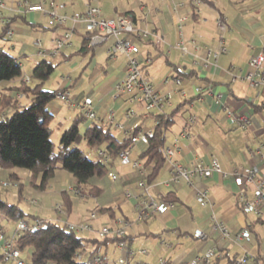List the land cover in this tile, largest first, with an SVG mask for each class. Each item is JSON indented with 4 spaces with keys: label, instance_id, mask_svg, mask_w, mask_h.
I'll use <instances>...</instances> for the list:
<instances>
[{
    "label": "crops",
    "instance_id": "crops-1",
    "mask_svg": "<svg viewBox=\"0 0 264 264\" xmlns=\"http://www.w3.org/2000/svg\"><path fill=\"white\" fill-rule=\"evenodd\" d=\"M2 1L4 18L10 21L11 17L22 15L24 20L18 17L10 21L9 28L13 30V35L8 39H12V44L6 49L2 43L0 49L9 51L17 58L27 57L32 65L31 71L36 63L43 59L48 60L49 57H60L69 66L67 73L46 82L45 90L71 92V89L82 88L88 82L92 88L87 97L96 105L94 121L110 128V111L113 110L114 121L123 125L122 130H114L120 136L110 128L118 138H123L125 133L140 124L143 118L145 122L142 128H151L153 120L147 118L148 111L137 106L134 108L136 115L125 118L129 105L124 99L113 101L110 97L116 83L123 78L126 66V57L111 58L106 54L113 39L81 53L79 51L85 34L82 23H68L66 27L56 26L47 14L23 12L22 2L25 0ZM27 1L32 5L40 2ZM52 1L64 4V12L69 15L83 13L87 4L99 7L103 15L110 17L128 12L135 27L161 37L159 43H156L153 36L143 40L138 57L141 60L151 59L150 64L143 66L142 75L158 90H172L175 88L174 79L181 80L178 92L173 94L165 111L173 118V124L166 132V147L175 148L172 161L181 165L199 161L207 165L212 155H215L223 173L214 174L209 178L193 179L190 185L179 183L164 186L162 182L170 180L173 176L171 164L166 160L156 178L149 184L150 193L156 200L162 201V196L172 192L178 201L171 202L173 207L168 211L138 221L136 201L126 198L124 193L126 190L136 193L139 178L131 167H117L119 160H115L110 170L118 176L115 183L118 187L111 190V194L117 196L116 209L112 208L111 214H106L113 223L112 230H124L125 246L134 252L131 257L136 254L153 257L158 252L159 242L161 246L177 250L182 244L185 245L187 251L181 254L182 264H192L195 257L203 256L207 252L213 253L209 264H237L235 259L242 256L248 258L247 264H264V199L259 213L242 212L238 198L243 194L252 199L253 189L251 185L237 186L231 176L234 170L244 167L256 166L264 171L258 156V151L264 152V89L250 87L245 79L249 59L259 54L264 55V0H209L201 1L198 6L193 5L191 0H136V5L115 4L112 10L101 2L99 6L95 0H82L80 4L79 0H72L75 4L67 0H43L44 9L48 10ZM218 19L225 24V30L217 27ZM28 23L41 26L33 28ZM2 27L0 23V33ZM67 29H72L71 46L59 51L56 56H51L52 40L63 35ZM33 38H36V44L39 42L36 54L30 51L33 49ZM179 43L186 48V53L181 52ZM222 43L225 52H220ZM101 56L102 60H99ZM75 57L80 58L78 63L73 61ZM75 72H78L77 77ZM18 83L19 79L8 82L3 87L0 84V93L8 92L18 97L20 102H26L25 96L17 91H8ZM206 85L210 86L209 93L207 90L201 94L194 92L195 87ZM86 91L75 95L76 99L85 97L83 94L87 93ZM215 94L221 95L219 103L214 102ZM61 102L55 98L47 104L49 113L54 118L52 122H57L59 126L63 125V120L67 121L62 116ZM67 106L75 108L74 105ZM225 107L247 116L250 126L239 127L230 123L225 115ZM91 122L85 120L82 126L88 127ZM183 131L189 134L188 139L180 138ZM137 151L138 145L135 144L130 150L131 159L136 160ZM200 189L207 190V196L213 204L212 209L203 208L196 202V192ZM97 191L101 193L98 196L100 197L103 189ZM124 202L130 204L133 216L124 214ZM116 210L120 212L119 216L115 213ZM211 214L222 221L232 234L247 230L252 239L240 243L223 240L219 233L212 230L209 218ZM77 222L78 220L69 223ZM14 228L5 229L6 234L11 236ZM196 231H202L206 239L194 238ZM145 245L152 247L156 253L148 254V250L143 248ZM86 247L93 249L88 243ZM115 248L124 253L126 262L131 259L126 256L125 251L118 249L117 243Z\"/></svg>",
    "mask_w": 264,
    "mask_h": 264
},
{
    "label": "built area",
    "instance_id": "built-area-1",
    "mask_svg": "<svg viewBox=\"0 0 264 264\" xmlns=\"http://www.w3.org/2000/svg\"><path fill=\"white\" fill-rule=\"evenodd\" d=\"M193 5L198 6L201 0H191ZM4 3L0 0V23L2 25H8L9 20L2 16V9ZM65 5L62 3L51 2L48 10L43 7V0H40L38 4L32 5L27 0L22 2L23 12H41L47 14L50 20L57 26L66 27L68 23L73 25L82 23L84 25L85 33H87L88 42L87 48H95L104 44L108 39H113V43L108 46L106 54L115 58L118 56L126 57V66L124 70L123 78L118 81L110 95L113 101L124 99L123 101L129 105L126 111L125 118L135 116L134 108L140 106L146 111H154L159 114H163L166 108L170 105V100L175 92L181 86V80L179 78L174 79L175 88L168 91H160L142 75V69L145 64H150L151 59H139V48L143 40H147L152 36L155 38L156 43L161 42V37L148 32L146 30L138 29L133 24L132 20L127 16L110 17L105 16L99 9V7L87 4L83 13L69 15L64 12ZM181 21V20H180ZM216 25L220 30H225L226 26L218 19ZM6 36L9 38L13 35L11 28L6 29ZM72 29H67L63 35L52 40L53 48L50 51L51 56H56L59 51L71 46ZM198 37V36H196ZM39 45V42L37 43ZM178 46L181 52L186 53V48L179 43ZM220 52H225L223 43L221 44ZM248 71L245 74L250 87L254 89H264V55L259 54L249 59ZM204 90L209 93L210 86H197L194 88L196 94H201ZM59 101L65 102L69 105H74L80 111L87 121H94L96 119V105L89 97H82L77 100L75 96L68 90H63L55 97ZM214 102L219 103L221 99L220 94L214 95ZM225 115L227 120L239 127H249L250 120L243 114H238L232 111L230 108L225 107ZM109 126L113 130H122L123 125L114 121L113 110L110 111ZM109 128V127H108ZM128 132L125 133L127 135ZM152 137V129H141L139 133L132 136L131 144H147L149 138ZM180 138L188 139L189 134L186 131L180 133ZM102 160L107 163L108 157L106 151L99 150L97 153ZM175 154V148L167 146L164 148V158L170 162L173 176L170 180H165L162 185H178L179 183L192 184L193 179H203L212 177L214 174L223 175L221 168L218 164L215 155H212L210 163L207 165L202 164L199 161H194L188 165H181L177 161H172ZM258 156L261 161V166L264 167V152L258 151ZM117 159L121 165L128 166L136 172L139 178L136 188L137 192L125 191L124 196L126 198H132L136 201L137 208V220L144 221L152 215L161 214L173 207V204L169 201L156 200L150 193L151 187L146 184L144 177L147 174L144 164L140 160H133L130 158V151L124 150L120 152ZM237 186L242 187L244 185H251L253 191V198L248 199L243 194L238 198L240 209L244 213H259L260 205L264 199V171L259 170L258 167H244L236 169L231 173ZM107 180L110 184L114 185L117 180V174L110 170L107 173ZM2 186H7L6 183H2ZM67 190L73 191L76 195L79 194L78 189L74 187H67ZM196 202L203 208H213L212 202L207 196L206 189H200L196 192ZM55 211L59 214H64L62 206H55ZM210 222L212 223V230L219 233L221 238L227 242L240 243L243 241L249 242L252 239V235L247 230H240L235 234H232L228 227L222 222L217 220L213 214L210 215ZM96 219L95 213H90L87 217L81 218L77 223H66V227L70 231H74L77 234L83 233L92 229V221ZM42 228H46V223L43 220H38L33 224H29L25 221L17 223L14 232L11 236H8L4 230L0 228V256L4 262H12L13 264H29L30 257L27 252H22L14 246V241L20 236V233L25 230L37 231ZM99 236L102 238L113 234L115 237H123V229H110L102 227L99 231ZM194 238L204 240L206 235L202 231H196ZM117 247L121 251H125L126 256L131 257L134 252L127 249L124 242H117ZM144 253V251H140ZM213 256L212 252H207L203 256L195 257L192 264H209ZM94 264H107L106 259H102L100 256L93 258ZM237 264H247L248 258L246 256L238 257L235 259ZM118 264H124L125 260L121 258L117 261Z\"/></svg>",
    "mask_w": 264,
    "mask_h": 264
},
{
    "label": "trees",
    "instance_id": "trees-1",
    "mask_svg": "<svg viewBox=\"0 0 264 264\" xmlns=\"http://www.w3.org/2000/svg\"><path fill=\"white\" fill-rule=\"evenodd\" d=\"M121 16H127L132 20L128 12ZM18 17L24 20L22 15H17L11 17L10 21ZM10 21L8 25H3L0 38L6 36L5 32L9 28ZM29 25L33 28L41 26L40 24ZM87 42L88 37L85 33L79 52L93 49L87 48ZM55 67L46 59L36 63L31 71L30 79L33 83L31 84L22 76L19 59L9 51L0 49V82H11L19 79L18 85L10 87L8 91L15 90L27 99L26 102H20L18 97L12 96L8 92L0 93V177L3 170L26 169L31 174V181L39 175L41 176L40 186L43 187L54 176L55 170L60 168L74 178L75 188L81 191L83 186L92 184L89 186V190L92 194L95 193L93 194L94 197H98L101 193H98L97 190L102 189V186L95 180H107V173L120 152L130 151L134 147L130 139L142 129L145 118L123 138H118L111 132L110 128H106L96 121H92L80 133V124L82 125L86 119L78 114L62 133L59 140V150L55 152L51 141V132L48 129V124L54 118L49 113L47 104L54 100L61 91L44 89V85L49 81ZM147 118L153 120L152 137L145 145L136 144L138 145L136 160L143 162L147 171L144 180L149 185L166 162L163 155L166 147V132L173 124V118L171 114H159L154 111L149 112ZM81 141L90 149H104L108 157L107 163L100 157H97L96 160L90 159L82 150L74 147ZM9 177L19 179L16 174H10ZM2 188L0 179V217L17 223L25 221L29 224L40 220L31 216L34 220L28 222L25 218L26 213L17 205L2 198ZM64 196L67 200V196ZM161 200L172 203L178 201L172 192L162 196ZM63 210L64 213L67 211L65 207ZM100 210L111 214V208L102 207ZM43 221L46 223V228L37 231L30 229L22 231L14 241V246L17 249L29 254V264H94L93 258L96 256L105 259V255H100L96 248L87 250L86 245L90 240L68 230L66 223ZM112 239L116 243L125 240L124 236H114ZM93 242L97 243L95 240ZM81 258L83 260H80ZM3 262L0 256V264Z\"/></svg>",
    "mask_w": 264,
    "mask_h": 264
},
{
    "label": "rangeland",
    "instance_id": "rangeland-1",
    "mask_svg": "<svg viewBox=\"0 0 264 264\" xmlns=\"http://www.w3.org/2000/svg\"><path fill=\"white\" fill-rule=\"evenodd\" d=\"M71 2L72 0H67ZM66 1V2H67ZM82 0H79L78 3L80 4ZM98 3H104L107 8H110L112 10V7L116 4L119 6L126 5V3H131L136 5V0H95ZM58 3V2H56ZM72 3L75 4L74 1ZM99 6L101 4L99 3ZM51 21V20H50ZM52 22V21H51ZM4 43L6 46V49L8 48V45L12 44V39H8L7 36H4L3 38H0V44ZM3 45V46H4ZM31 46L32 50L31 53L36 54L37 52V44H36V38H33L31 40ZM31 56V55H30ZM101 56L99 60H102ZM48 59L53 65H55V70L52 74L51 79H49V82L52 81V79H56L60 75H63L67 73L68 70V64L63 61L62 58H54L49 57ZM18 59L21 61L22 64V76L25 80L30 82L32 81L30 79L31 77V67L30 61L27 57H18ZM78 57L73 58V61L79 62ZM74 75L77 77L78 72H75ZM8 82H0V84L3 86H6ZM91 85L86 82L83 87L75 90L71 89L72 95H79L82 94L83 91H86L87 93H84L83 95L87 97L89 90H91ZM63 107V115L67 121H62L63 125L59 126L57 122H51L48 124V129L51 132V141L53 144V150L57 152L59 150V140L62 135V133L66 130V128L72 123L73 118L78 115V108H69L66 103L61 102L60 104ZM61 116V118H62ZM84 130V127L80 124V133H82ZM115 134L120 136L118 132H115ZM74 147L82 150L85 155L93 160L97 159L98 152L100 149L94 148L90 149L86 147L85 143L81 141L77 145H74ZM116 166H122L128 168L131 167L123 166L117 161ZM10 174H16L19 179H13L12 177H9ZM30 172L26 169L21 168H13V169H7L3 170L1 174V186L2 183H6L7 186H2V198L6 199L9 203L17 205L24 213L27 214L25 217L28 222H32L34 219L31 216H35L40 220H46L51 222H56L59 219V223H66V222H76L79 221L83 217H87L90 213L96 214V219L92 221V229L85 231L83 233H79V236L89 239L90 242H87L91 245V247L96 248L98 250V253L104 254L105 259L107 261V264H117V261H119L121 258L126 260L124 253L118 251L115 248L116 242L112 239L114 236L113 234H110L107 236V239H104L99 236V230L102 227H107L112 229L113 223L108 218L107 212L101 211L100 208H114L116 209V202L115 198L117 197L116 194H111V190L117 189L118 186L112 185L106 181L105 179L99 181L95 180L97 183H100L103 189V193L100 197H94V195L89 190L90 185H85L82 187V190L79 189V194L76 195L73 191L67 190V187H74L75 188V180L74 178L67 172L61 170L60 168H57L55 170V174L52 178H50L46 185L41 187V176L39 175L36 177L33 181H31ZM66 193H65V192ZM119 192V191H118ZM118 194V193H117ZM121 194V193H119ZM67 196V200L65 196ZM89 195V196H87ZM81 196V197H80ZM55 206H62L65 207V210L67 211L64 214H58L55 211ZM106 206V207H105ZM123 209L124 214L127 216H133L132 215V208L129 203L124 202L123 203ZM117 216L120 215V212L116 210L115 212ZM17 222L13 220H8L3 217H0V228L5 231V229L11 230L13 227H16ZM15 229V228H14ZM98 229V230H97ZM6 232V231H5ZM14 232V230H13ZM12 232V233H13ZM96 241L97 243L93 242ZM158 248L157 253L153 251L152 247H148V245H145L143 248L148 250V254H155L153 257L147 258L148 255H141L136 254L131 259L126 262L125 264H135V263H142V264H182L180 261L181 254L184 251H187V248L185 245H181L179 250L174 248H167L165 246H161L158 242ZM87 250H89V247H86ZM141 249V248H140ZM139 249V250H140ZM181 250V251H180ZM180 251V253H179ZM80 260H83L81 258ZM10 263V262H9ZM2 264H8L3 262Z\"/></svg>",
    "mask_w": 264,
    "mask_h": 264
}]
</instances>
